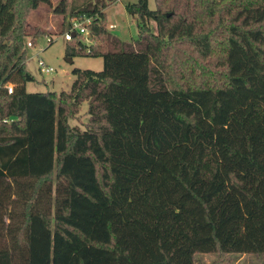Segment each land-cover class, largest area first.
<instances>
[{"label":"trees","instance_id":"obj_1","mask_svg":"<svg viewBox=\"0 0 264 264\" xmlns=\"http://www.w3.org/2000/svg\"><path fill=\"white\" fill-rule=\"evenodd\" d=\"M113 2L0 0V264H264V0H132L130 40ZM41 3L89 19L65 56L101 58L58 93L25 91Z\"/></svg>","mask_w":264,"mask_h":264},{"label":"rangeland","instance_id":"obj_2","mask_svg":"<svg viewBox=\"0 0 264 264\" xmlns=\"http://www.w3.org/2000/svg\"><path fill=\"white\" fill-rule=\"evenodd\" d=\"M132 0H114L113 3L105 8L106 29L121 40H130L136 36L135 22L132 17L123 10V5ZM56 0H50L52 6ZM148 8H153V0H147ZM71 18L62 17L59 14L51 12L50 6L47 4H39L35 9L30 11L27 21L26 30L31 33L24 39L25 46V68L32 75L33 80L25 83L26 92H44L53 91L58 93L60 90H67L73 75V68L91 69L99 71L101 69V58L99 57H82L74 56L67 61L64 54L65 45L69 41L63 39V33L57 32L62 26L63 32L67 29L68 22ZM152 32H155V25L149 22ZM42 31L41 34L35 35L31 40L34 31ZM46 37H50L51 42L46 44ZM80 41L85 45L91 43V39L87 34L79 35ZM31 41V46L27 47L26 42ZM37 60H41L47 66L52 68L49 73H41L38 70ZM11 85V84H10ZM86 106L82 103L79 111L74 117L68 119L69 125H75L82 128L86 123V115L84 114ZM216 258L212 253L195 254L194 264H210ZM224 264H260L255 256L251 254L233 255Z\"/></svg>","mask_w":264,"mask_h":264},{"label":"built area","instance_id":"obj_3","mask_svg":"<svg viewBox=\"0 0 264 264\" xmlns=\"http://www.w3.org/2000/svg\"><path fill=\"white\" fill-rule=\"evenodd\" d=\"M88 22H89L88 18H82V19H77L74 17L71 18L68 22L67 29L63 32V39L65 41H69L71 40V38L75 33H77L78 35L87 34L86 25L88 24ZM45 42L46 44H49V42H51L50 37H46ZM25 44L27 47L31 46V43L29 41H27ZM37 66L39 72L41 73H49L52 71V68L44 64L41 60H37ZM5 91L6 93H11L12 85L6 84Z\"/></svg>","mask_w":264,"mask_h":264},{"label":"water","instance_id":"obj_4","mask_svg":"<svg viewBox=\"0 0 264 264\" xmlns=\"http://www.w3.org/2000/svg\"><path fill=\"white\" fill-rule=\"evenodd\" d=\"M67 61H70V58H67Z\"/></svg>","mask_w":264,"mask_h":264}]
</instances>
